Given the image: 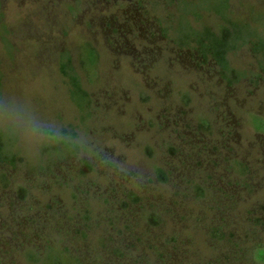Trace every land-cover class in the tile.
I'll return each mask as SVG.
<instances>
[{
    "label": "rangeland",
    "instance_id": "374dc122",
    "mask_svg": "<svg viewBox=\"0 0 264 264\" xmlns=\"http://www.w3.org/2000/svg\"><path fill=\"white\" fill-rule=\"evenodd\" d=\"M178 1L0 0V129L23 159L15 171L0 168V264H41L27 251L47 247L85 264H255L246 250L264 245V134L250 121L264 118V73L251 83L257 65L241 49L230 65L249 76L227 86L211 60L171 43L219 23L210 14L189 32ZM230 6L264 40V0ZM85 43L99 54L91 74L78 65ZM64 52L90 95L87 110L69 99ZM48 133L79 154L47 169Z\"/></svg>",
    "mask_w": 264,
    "mask_h": 264
},
{
    "label": "trees",
    "instance_id": "16d2710c",
    "mask_svg": "<svg viewBox=\"0 0 264 264\" xmlns=\"http://www.w3.org/2000/svg\"><path fill=\"white\" fill-rule=\"evenodd\" d=\"M196 0H179L176 3V9L181 8V5L185 7L184 14L186 15V21H189L187 26L190 30L189 32L199 28L202 24V20L205 16L210 14L217 17L219 23L214 29L210 27L203 28L204 30L200 34L191 35L188 33L185 38L179 42H172L179 49H187L196 53L202 60H211L215 66L218 68L221 79L225 82L227 86L233 83H238L245 79L246 73L236 72L230 65L229 56L235 52L246 49L248 50L253 58L255 59L258 72L256 74H250L251 83L253 85L257 84V78L264 73V40L260 38L256 29L251 31L250 26H242L235 20L234 13L230 10L231 0H221L219 7L220 10H214L210 8H202L201 12H194L188 9V6H193V2ZM193 17L196 27L192 26L189 17ZM160 21H158V24ZM201 27V26H200ZM249 32L246 37H243L244 30ZM243 30V31H242ZM163 33L168 34L169 29L165 26L163 28ZM99 61V54L97 50L90 43L83 44V52L79 55V69L84 70L87 73L93 72ZM59 72L62 78L65 80L64 84L67 88L68 96L71 103L77 109V111L87 110L90 107L91 100L90 95L84 89L81 82V78L73 64L72 58L66 52L59 54ZM251 126L254 131L259 134H264V118L259 115H254L251 117ZM206 126L207 123H202ZM71 131V127H69ZM72 132V131H71ZM63 134L73 135L67 131H62ZM17 138L15 136L8 134L7 132L0 129V168L3 171H15L19 168L22 163L21 154L17 147ZM80 152V148L72 140L58 139L52 137V134L48 133L45 138L41 148L40 154L45 159H47V169H51L57 163H69L72 158L76 157ZM29 169V168H28ZM30 172H35L37 170L44 171L41 167H34L29 169ZM89 170V165L85 162L82 163L80 167V174L84 175ZM159 175L163 177V173L159 170ZM243 173V172H242ZM244 173H246L244 171ZM0 183L4 187H7V177L2 172L0 175ZM201 190V189H200ZM200 190L197 188L199 197L202 196ZM16 192L20 196V199L26 195V189L24 187H18ZM133 203L137 202V197H131ZM126 207V204H123ZM84 219L88 220L87 217ZM146 219L152 223H157L159 219L156 214L151 213L147 215ZM261 219H255L254 223L262 226L263 222ZM83 237L85 235L82 234ZM213 236L220 239L222 235L214 233ZM250 249V251H249ZM247 249V252H253L254 257L250 260L255 264H264V245L255 244L254 246ZM66 251L56 250V248L47 247L45 253L41 255L33 252L32 250L27 251L28 258L35 262L41 264H85L79 258H72L67 254ZM116 255L120 258L122 257L120 251L116 250ZM54 259V260H53Z\"/></svg>",
    "mask_w": 264,
    "mask_h": 264
},
{
    "label": "flooded vegetation",
    "instance_id": "af4514ba",
    "mask_svg": "<svg viewBox=\"0 0 264 264\" xmlns=\"http://www.w3.org/2000/svg\"><path fill=\"white\" fill-rule=\"evenodd\" d=\"M138 5H139V3H138ZM161 34H162V33H161ZM162 38H163V39H167V37H165V36H162ZM169 38H170V37H169ZM169 41H170L171 43L174 42V41L171 40V38L169 39Z\"/></svg>",
    "mask_w": 264,
    "mask_h": 264
}]
</instances>
